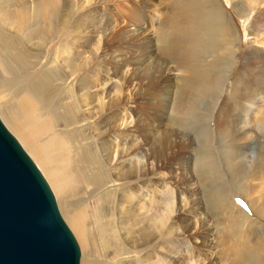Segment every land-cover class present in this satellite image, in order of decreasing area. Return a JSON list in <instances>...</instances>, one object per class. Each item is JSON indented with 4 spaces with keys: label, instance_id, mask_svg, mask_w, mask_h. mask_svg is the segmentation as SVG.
I'll use <instances>...</instances> for the list:
<instances>
[{
    "label": "rangeland",
    "instance_id": "rangeland-1",
    "mask_svg": "<svg viewBox=\"0 0 264 264\" xmlns=\"http://www.w3.org/2000/svg\"><path fill=\"white\" fill-rule=\"evenodd\" d=\"M0 1L3 2L1 7L10 14L5 17L6 19L0 18V22H2L0 30L4 31L6 37L5 42L0 44V111L2 112H0V117L49 182L61 214L80 245L81 264H165V254L168 253L167 247L178 246L181 241H184L181 249L176 247V249H180L178 255H185V258L179 262L181 264H201V258H206L207 264H264V215L262 216L263 212H258L261 209L264 210V169L257 173L256 171L253 172L243 181V184H236L233 178L230 177L228 168L225 167V164H222L224 162L221 161L223 158L221 152H219L222 140L216 134L214 123L212 125L214 151L215 157L219 161L222 177L220 183L216 182V184H223L221 187L225 188L227 192L229 191L230 203L227 204L226 211L220 213L209 208L204 195V183L194 178V181L189 184L188 198L194 215H197L194 219L193 217L186 219V222L194 220L193 225L195 227L191 230L195 231V238H190L187 231L185 233V230L179 228L180 221L174 218L173 227L171 226L172 220H170V226L160 229L165 231L158 241L142 244L136 241L132 232L136 228L134 218L120 215L118 197L128 189H134L140 185L144 179H152L150 174H146L140 179L136 176L129 177L118 181L119 184L112 188H103L102 191L94 192L96 190H94L91 181L93 175L96 174V165L88 166L87 160L79 162L72 159L73 162H69V167L73 164L74 170L75 168L78 169L75 172L73 171V175L69 177L67 186H81V192L67 194L68 196L60 194L55 190L52 182H50L51 180L41 167V161L33 156L29 148L19 139L17 133L9 127V122L5 116H2L4 113L1 109H4L5 106L21 108L23 103H28V109L32 113L31 90L37 86L39 92L40 88H43L45 90L43 93L50 95L48 100L33 96L38 103L40 112H44L43 117H53L58 121L56 123L57 132L62 135L66 134L65 131L69 129L64 123V118H67L71 111H74L76 116L81 114L88 117L91 122L81 128L90 137L87 139L90 144H99L101 136L98 137V133L103 135L112 133L115 124H121L120 129L125 133L129 129H135L138 132L136 119L146 118L143 121L146 124L148 123V128L154 129L156 121L150 118V111L145 112L148 109L146 108L147 99L140 97L142 93L150 92L147 85L149 79L143 73V69V71L140 70L141 73L135 72L138 65L132 61L136 60L138 56L136 51H139L135 46L136 41H149L155 54H159L158 33L168 29L165 25L174 0H144L147 4L145 9V21L147 23L144 21V30L142 29L139 34L142 36L138 35V38L132 35L133 31L125 34V37L122 38L118 34L119 25L124 21L123 14L125 12L122 10V5L125 2L123 0H91L89 4L88 1L90 0H58L57 10L54 12L51 10L53 13L48 16L35 15L34 8L36 11V3L39 0ZM219 2L226 11L228 22L235 31V37L232 38L233 41L236 39L234 44V50L237 52L235 70L239 62L245 57L249 46H260L255 43L254 39L257 34L264 33V0H258L256 7L253 9L250 7L253 5L252 0H219ZM24 8H26L25 13ZM19 12L24 15L23 18H21ZM16 54L20 56V60H18ZM168 62L170 61L164 62L163 77L158 80L159 88H165L162 90L163 96L169 95L172 90L176 91L182 82V73L176 69L174 64ZM257 66L262 67L264 70V52L263 57L258 59ZM62 74L65 79L67 77L68 79L61 78ZM82 77H87L88 81H84V86L88 90L85 93L77 91V93L79 92L77 94L74 90L78 88L79 80H82ZM131 77L136 78V83L130 85ZM230 77L225 78L224 85L225 90H227L218 99L217 109L225 101L222 98L224 95H227L230 98L229 100H233L230 91L233 77ZM122 87H124V90H122ZM158 89L156 87V90ZM124 95L125 101L123 100L118 108L122 109L120 110L122 111L120 117L118 116L116 120L107 122L106 115L110 113L108 110L117 109L116 97L123 98ZM101 102H103V108H101ZM35 120L37 119H34L31 123L18 121L19 126L33 141L35 140ZM72 129L70 128V130ZM76 138L78 141H82L78 137ZM124 139L126 144H120L119 148H126L132 141L129 133L124 136ZM260 144H264V140ZM249 145L254 147V156L259 158L257 164L260 165V159H263L264 156L262 154L264 151L261 152L260 150L261 145L257 146L254 141ZM249 145L245 148V153H247V149H250ZM195 147L199 151L198 145H195ZM252 147L251 149H253ZM115 148L117 149L116 146ZM133 156L134 154L127 155L123 165L124 169L131 166L130 161L139 162L140 158ZM118 165H121V163H117V161L106 165L108 170L103 173L107 180L115 179ZM185 171L187 172H185L186 175L190 174L189 169H185ZM155 176L160 177L158 180H161L158 182L155 191L148 190L147 192V189H145V194L140 197L136 196L135 199L136 203L146 201V208L151 209L148 212L149 215H152L150 219L158 211V208H155L157 204L160 203L165 207L168 202L176 204L178 201L176 188L170 183L165 184L163 178L161 179L163 175L155 173ZM86 190H89V193ZM103 194L104 199L101 200L100 197ZM68 197L70 199H67ZM77 197H82V200L88 205L90 219H87V224L89 223L87 227L89 228L88 238L85 241L78 236L70 219L73 205L78 200ZM238 200H243L248 207H243L237 202ZM102 203L107 204L111 213L113 212L111 217L108 214L105 216V222L104 219H102L103 221L100 220L96 214L97 208ZM152 204H155V207ZM253 206L256 208H253ZM256 209L259 210L256 211ZM202 220L206 226L201 223ZM127 225L130 227L127 230L129 232L126 239L122 231L126 230ZM201 241H206L207 244L203 246ZM176 249L174 254L177 251ZM174 254L172 253V255Z\"/></svg>",
    "mask_w": 264,
    "mask_h": 264
},
{
    "label": "bare ground",
    "instance_id": "bare-ground-1",
    "mask_svg": "<svg viewBox=\"0 0 264 264\" xmlns=\"http://www.w3.org/2000/svg\"><path fill=\"white\" fill-rule=\"evenodd\" d=\"M123 1L125 3L122 5V10L125 15L123 14L124 21L119 25L118 34L122 38L125 34L133 31L132 35L137 37L142 32L143 26H145L147 4L144 0ZM90 2L91 0L88 1V4ZM252 2L253 5L250 7L253 9L256 7L258 0H252ZM173 3L169 17L166 16L168 20L165 26L168 29L166 31H158L159 54H155L149 41L143 40L136 41L137 44L135 43L136 48L139 49V51H136L138 52L136 53L138 55L136 60L132 61L138 65L135 72L139 73L140 70H144L143 73L149 79L147 85L149 86L148 89H150V92L146 91L140 97L147 99L146 108L148 109L145 112L150 111V118L155 120L156 124L155 128L151 129V127L148 128V123L144 122L146 118L136 119L138 132L135 129H129L127 133L130 134L132 141L126 148H119L120 144H126L124 136L127 134L125 131H121V124H115L112 129L114 131L108 135L98 133V137L101 136L99 144H90V141L87 140L90 137L81 128L91 122L88 117L81 114L76 116L74 111H71L67 118H64V123L69 127L68 131H65L67 133L62 135L57 132L56 123L58 121L53 117H43L44 112H40L38 103L33 98L35 95L45 100L50 99V95L43 93L45 92L43 88H40L39 92L37 86L31 90L32 96L30 95L33 107L32 113L28 109V103L21 104V108L5 106L4 109H1L4 113L2 116H5L9 122V127L17 133L20 137L19 139L29 148L33 156L41 161V167H43V170L51 180L50 182H52L55 190L60 194L69 195L81 192V186H67L69 177L73 175V171L75 172L78 169L75 168L74 170L73 164L69 167V162L72 159H76L79 162L87 160L88 166L96 165V174L93 175L91 181L94 190H96L94 192L102 191L103 188H112L119 184L118 181L129 177L136 176V178L140 179L146 174H150L152 179H144L140 185L134 189H128L118 197L120 215L134 218L133 221H135L136 228L132 232L136 241L142 244L158 241L165 231L160 229L170 226V220H172L171 226L173 227L174 218L180 221L178 224L179 228L185 230V233L187 231V235L190 238H195V231L191 230V228L195 227L193 225L194 220L186 222V219L191 217L194 219L195 215H197H194L188 198L189 184L194 181V178L204 183V195L209 208L220 213L226 211L227 204L230 203V194L228 193L229 191L227 192L225 188L221 187L223 184H216V182L220 183L219 181L222 180V177L219 161L215 157L213 123L216 128V134L222 140L219 146V152H221L220 154L223 158L221 161L224 162L222 164H225V167L228 168L230 177L233 178L236 184H243V181L253 172L256 171L257 173L264 169V156L263 159H260L261 164L258 165L257 160L259 158L254 156V147L251 145L253 148L251 149L249 145L254 141L257 146L261 145V149L259 148L261 152L264 151V144H260L264 140V70L262 67L257 66L258 59L263 57L264 33L257 34V37L255 36L254 41L260 46H249L245 57L234 70L237 52L234 50L236 39L233 41L232 38L235 37V31L228 22L226 11L219 0H174ZM36 4L37 8L36 11L34 8V13L37 16H48L58 8V0H39ZM1 5H3L2 1H0V18L6 19L5 17L10 14ZM25 11L26 8H24V13ZM20 16L21 18L24 17L23 14H20ZM1 25L2 22H0V27ZM5 40L4 31L0 30V44L5 42ZM16 55L18 60H20V56ZM207 58L210 59L208 60ZM163 59L166 62L170 61L168 63L174 64L176 69L182 73V82L178 89L176 91L172 90L169 95L165 96L162 95L164 94L162 90L165 88L160 89L158 86L159 78L163 77V64L165 62ZM136 75L135 77L138 79ZM140 75L142 76V74ZM227 76L233 77L232 86L230 85L233 100H229L230 98L224 95L222 98L225 101L217 109L216 103L218 99L227 90H225L224 85ZM61 78L65 79V76L62 74ZM136 78L133 79L131 77L130 85L134 84ZM79 81V89L77 88L74 92L82 91L85 93L88 90L84 86V81H88L87 77H82V80ZM89 83L91 84L90 80ZM156 87L159 89L156 90ZM122 90H124V87H122ZM125 95L123 98L116 97L117 109L108 110L110 113L106 115L107 122L116 120L121 115L122 111L120 110L122 109L118 108L122 104ZM101 108H103V102H101ZM34 119L37 120L34 122L35 140L33 141L23 128L19 126L18 121L31 123ZM70 128L73 129L70 130ZM76 137L82 141H78ZM195 145H198L199 151H197ZM248 145L250 149H247V153H245L244 150ZM131 154L140 158L139 162L130 161L131 166L124 169L123 165L126 157ZM114 161L121 163V165L116 167L118 170L116 169L115 179L107 180L103 172L108 170L106 165ZM185 169H189L190 174L186 175ZM155 173L163 175L161 179L163 178L165 184L170 183L176 188L178 201L176 204L168 202L165 207L160 205V203L156 207L155 204H152L153 207L158 208V211L150 219L152 215H149L148 212L151 209L146 208L145 198L143 199L145 202L142 203H136L135 199L136 196L140 197L145 194V189H147V192L148 190L155 191L158 182L161 181L158 180L160 177H156ZM86 191L89 193V190ZM151 198L153 197L151 196ZM151 198L150 200L152 201ZM67 199H70V197ZM100 199H104V194ZM105 203H102L96 211L100 220L104 219L107 214L111 217L113 213H111ZM250 203L253 204L252 202ZM253 208L256 207L253 206ZM258 212H263L262 216L264 215L263 209ZM70 215L75 231L85 241L88 238L89 227L87 225L89 223L87 224V219L90 216L88 205L85 204L82 197L76 200ZM201 223L205 224L203 220ZM129 227L127 225L125 227L126 230L122 231L126 239L128 238L129 231L127 230H129ZM201 243H203V246L207 244L206 241H201ZM183 244L184 241H181L178 246L167 247L168 253L165 254V264H181L179 262L185 258V255H178V251ZM176 247L180 249H176ZM175 249L177 251L174 254ZM201 259V264L208 263L206 258Z\"/></svg>",
    "mask_w": 264,
    "mask_h": 264
},
{
    "label": "water",
    "instance_id": "water-1",
    "mask_svg": "<svg viewBox=\"0 0 264 264\" xmlns=\"http://www.w3.org/2000/svg\"><path fill=\"white\" fill-rule=\"evenodd\" d=\"M40 168L0 117V264H81Z\"/></svg>",
    "mask_w": 264,
    "mask_h": 264
},
{
    "label": "snow or ice",
    "instance_id": "snow-or-ice-1",
    "mask_svg": "<svg viewBox=\"0 0 264 264\" xmlns=\"http://www.w3.org/2000/svg\"><path fill=\"white\" fill-rule=\"evenodd\" d=\"M239 204H241L243 207L247 208L248 206L244 203L243 200H238L237 201Z\"/></svg>",
    "mask_w": 264,
    "mask_h": 264
}]
</instances>
